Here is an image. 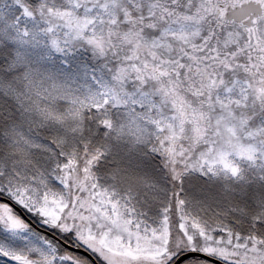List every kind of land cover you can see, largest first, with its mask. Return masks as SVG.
<instances>
[{"label":"snow or ice","instance_id":"6c2138e0","mask_svg":"<svg viewBox=\"0 0 264 264\" xmlns=\"http://www.w3.org/2000/svg\"><path fill=\"white\" fill-rule=\"evenodd\" d=\"M0 264H264V0H0Z\"/></svg>","mask_w":264,"mask_h":264}]
</instances>
